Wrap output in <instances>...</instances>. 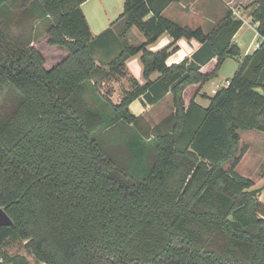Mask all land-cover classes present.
Instances as JSON below:
<instances>
[{
	"label": "trees",
	"instance_id": "obj_1",
	"mask_svg": "<svg viewBox=\"0 0 264 264\" xmlns=\"http://www.w3.org/2000/svg\"><path fill=\"white\" fill-rule=\"evenodd\" d=\"M84 1L0 0V208L12 220L0 248L24 240L42 264H264V202L234 169L238 131L264 133V0L250 2L262 42L206 107L185 106L183 91L240 56L243 20L232 9L205 32L162 15L181 0H124L120 35L135 26L145 40L104 57L93 54ZM163 33L173 42L148 50ZM181 38L200 46L168 65ZM136 54L145 82L129 78L114 103L93 75L123 77ZM167 92L174 111L154 127L129 109L141 94L155 103Z\"/></svg>",
	"mask_w": 264,
	"mask_h": 264
},
{
	"label": "rangeland",
	"instance_id": "obj_2",
	"mask_svg": "<svg viewBox=\"0 0 264 264\" xmlns=\"http://www.w3.org/2000/svg\"><path fill=\"white\" fill-rule=\"evenodd\" d=\"M107 0H103V3H106ZM217 5H220L219 0H215ZM252 1V0H251ZM250 1V2H251ZM247 0L244 4L239 6H234L237 8V13L233 12V17L237 19H245V23L242 25L241 30L237 34L236 43L241 47V54L245 52L246 54H252L256 49V43L262 42V37L257 33L254 24L252 23L251 12L254 9V5L250 4ZM101 0H86L81 7L86 11L87 15H89V9L95 14H98L99 20L102 19V22L105 23V26L101 28L99 24H95L96 21H93L89 16V21L92 26V30L95 32L91 46L93 54L96 56H100V51L104 54V57L114 56L120 50L123 44L127 43V39L120 35L121 30L124 28L123 18H119L120 13L123 10V0H112L110 3V7L107 8V14L102 9ZM206 7V6H205ZM82 10V11H83ZM205 12V10L203 11ZM208 12V11H207ZM211 12L208 14H204L200 19V23L204 26L206 31H210L213 27V23L216 20L211 17ZM107 15L110 17L111 21L115 23L109 24L107 22ZM168 15V14H167ZM117 19V20H116ZM251 19V20H250ZM98 20V21H99ZM196 27V26H195ZM98 31V32H96ZM93 34V33H92ZM234 40V39H233ZM247 49V50H246ZM238 57H227L221 67L216 71L215 75L212 77V85L210 83L206 84L207 91L210 92L212 88L216 89L217 85L225 84V81L228 77H231L237 67L238 63L242 58V55ZM104 71L105 73H103ZM100 70L95 75H93V80L96 82V85L100 91L106 93L110 92L112 97V101H117L119 96L126 91V87L131 88V80L126 76L119 77L118 83L112 82L113 75L106 72L105 69ZM223 84V85H224ZM260 91V90H259ZM104 93V94H105ZM192 91L188 90L187 95H191ZM239 142L238 149L235 154L239 155L241 153L240 159L235 169L238 170L241 174L249 177L253 181V187H262L261 193L258 195L259 199L264 202V133L256 131V129H248V130H239ZM231 160L223 164V168L226 169L230 166ZM238 168V169H237ZM257 186H255V184ZM24 240L21 239H10L6 246L1 247L0 251H5L9 255H21L25 257L30 264H42L38 262L35 256L24 247ZM0 264H8L4 262L0 257Z\"/></svg>",
	"mask_w": 264,
	"mask_h": 264
},
{
	"label": "crops",
	"instance_id": "obj_3",
	"mask_svg": "<svg viewBox=\"0 0 264 264\" xmlns=\"http://www.w3.org/2000/svg\"><path fill=\"white\" fill-rule=\"evenodd\" d=\"M111 1L112 0H107L106 3H103V0H101L102 6H103V7L102 6L101 7H102L103 11L106 12V14H107V8L106 7H108V8L110 7ZM219 1H220V5H217V2L215 0H181L179 2H172L165 7V9L162 11V15L165 16L166 18L170 19L171 21L179 24V25H182V26L187 25L190 27L200 26L205 32H208L204 29V26H202L200 23V19L203 17L204 14H208V13H210V11H212L211 17L214 18L213 20H216L215 23H213V24H217L219 22V20L224 16V14L228 8L233 9V12L237 13L238 9L235 8L234 6H239L241 4H244L247 0H219ZM248 1L250 2L251 0H248ZM85 2H86V0L81 3L80 7H83V4ZM123 3H124V0H123ZM204 10H205V12H203ZM83 13L85 15L87 23L89 24L91 32L93 33V36H94L95 32L92 30V26H91V23L89 21V16L93 21H96L95 24H99L101 26V28H103L105 26V23L102 22V19L99 20L97 13L94 14L90 9H89V13H88L89 15H87L86 11H84V10H83ZM106 20L108 22V25L109 24L113 25L115 23V21L114 22L111 21V19L108 15H107ZM243 22L244 23L246 22L245 19H243ZM252 23L254 24V27H256V24L253 21H252ZM242 25L233 37L235 42L237 41L236 36H237L238 32L241 30ZM213 26H215V25H213ZM96 32H98V31H96ZM99 34H95V36L99 35ZM123 37L125 39H127V45H137V44H140L141 42H143L145 40L143 33L141 31H139V29L135 26L130 27L124 33ZM172 42H173V39L167 33H163L158 37V39L155 42L149 44L147 46V48L150 51H157L159 49H162L164 47L169 46ZM172 46H174V44ZM175 46H177V49L172 51L166 60V63L168 65H170L172 63H178L180 60H182L185 57L191 58L192 53L200 46V43L195 39L181 38L175 42ZM239 48L241 51L240 46H239ZM245 52H243L241 55L242 56L245 55L246 54ZM223 62H222V64H223ZM215 63H216V58H213L212 60H210L208 63H206L205 65H203L201 67V69H200L201 72H203V73L211 72L215 66ZM221 65H220V67H221ZM125 73H126L125 76L127 77V79L131 78L132 80H135L140 85L144 84L145 79L143 78V66H142V63L140 60V54L130 56L125 60ZM157 77H158V73H156V72L150 74V76H149V78L151 80H154ZM229 78L230 77H228L226 80H228ZM118 80H119L118 78H113L112 82H117ZM211 80H212V78L209 79L208 81L202 83V84L201 83H195V84L188 85L185 88V90L183 91V99H184L185 106L188 105V103L190 102L191 99H194V101L196 103H198L199 105H201L203 107H206L209 104V98L208 97L212 96V94L218 88L224 86L223 85L224 83L219 85V86L217 85L216 89L212 88L209 92L206 89V84L210 83V85H212L213 83ZM129 89H130L129 87H126V90H129ZM188 90L192 91L191 95H189V96L187 95ZM256 90L257 91L260 90L259 91L260 93L262 92L261 88H258ZM121 95L119 96V99L117 101H113V102L118 103L120 101ZM110 99L112 100L111 96H110ZM129 109L133 115L141 118V121L143 122V124L148 125L150 127H154L156 124L161 122L165 117H167L169 114H171L174 111L173 104H172V95L170 92H167L157 102L148 103L146 101L144 95L141 94L129 104ZM256 131H258V130H256ZM261 133H263V132H261ZM236 171L239 174H241L238 170H236ZM241 175H243V174H241ZM243 176H245V175H243ZM249 179H251V178H249ZM254 184H255V186H257L256 183H254Z\"/></svg>",
	"mask_w": 264,
	"mask_h": 264
},
{
	"label": "water",
	"instance_id": "obj_4",
	"mask_svg": "<svg viewBox=\"0 0 264 264\" xmlns=\"http://www.w3.org/2000/svg\"><path fill=\"white\" fill-rule=\"evenodd\" d=\"M262 187L251 188L250 193L254 196H258L261 193ZM12 224V220L3 208H0V226H6Z\"/></svg>",
	"mask_w": 264,
	"mask_h": 264
},
{
	"label": "built area",
	"instance_id": "obj_5",
	"mask_svg": "<svg viewBox=\"0 0 264 264\" xmlns=\"http://www.w3.org/2000/svg\"><path fill=\"white\" fill-rule=\"evenodd\" d=\"M256 47L258 48L259 47V43H256ZM228 84V80H226L225 84L224 85H227Z\"/></svg>",
	"mask_w": 264,
	"mask_h": 264
}]
</instances>
